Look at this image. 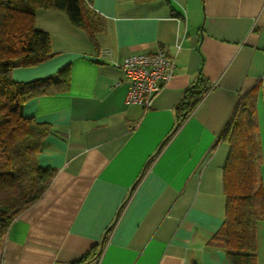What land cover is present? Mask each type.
<instances>
[{"label": "crops", "instance_id": "crops-1", "mask_svg": "<svg viewBox=\"0 0 264 264\" xmlns=\"http://www.w3.org/2000/svg\"><path fill=\"white\" fill-rule=\"evenodd\" d=\"M91 3L104 23L93 39L64 12L38 9L34 25L48 33L53 55L10 71L27 82L70 69L64 91L23 105L25 117L52 127L38 163L55 176L9 225L0 264H68L91 250L100 254L86 264H230L211 241L225 218L230 151L215 140L237 100L258 84L264 187V0ZM157 47L173 62L172 78L148 109L126 104L116 64ZM106 49L110 56H97ZM198 77L215 86L170 135L175 105ZM256 243L264 264V218Z\"/></svg>", "mask_w": 264, "mask_h": 264}, {"label": "trees", "instance_id": "trees-1", "mask_svg": "<svg viewBox=\"0 0 264 264\" xmlns=\"http://www.w3.org/2000/svg\"><path fill=\"white\" fill-rule=\"evenodd\" d=\"M41 8L64 12L92 39L104 25L91 0H0V252L13 219L43 196L55 176L54 169L38 163L44 138L52 127L25 117L22 109L31 97L64 91L69 83V66L27 82L15 81L10 75L15 66L34 65L53 55L48 33L34 25L35 13ZM258 87L256 84L237 100L215 140L227 141L230 151L223 167L225 218L211 241L225 250L230 264H257L256 224L264 218L260 144L254 117ZM208 90L200 77L184 90L175 105L176 123L170 135ZM99 254L91 250L68 264H86Z\"/></svg>", "mask_w": 264, "mask_h": 264}, {"label": "built area", "instance_id": "built-area-1", "mask_svg": "<svg viewBox=\"0 0 264 264\" xmlns=\"http://www.w3.org/2000/svg\"><path fill=\"white\" fill-rule=\"evenodd\" d=\"M110 54V50L106 49L99 51L97 56L108 57ZM116 65L123 72V83L126 86L124 102L138 104L145 109L151 106L156 94L174 74L173 62L162 47L148 52L131 53ZM214 86L215 84L211 83L208 92Z\"/></svg>", "mask_w": 264, "mask_h": 264}]
</instances>
